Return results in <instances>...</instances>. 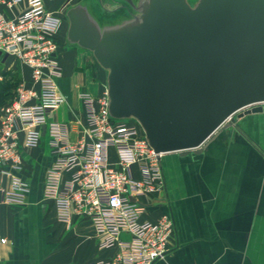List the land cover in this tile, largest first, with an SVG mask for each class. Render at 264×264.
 <instances>
[{
	"label": "crops",
	"instance_id": "crops-1",
	"mask_svg": "<svg viewBox=\"0 0 264 264\" xmlns=\"http://www.w3.org/2000/svg\"><path fill=\"white\" fill-rule=\"evenodd\" d=\"M77 1L43 0L61 19L55 33L61 68L56 81L65 100L51 119L65 124L72 142L80 138L85 123L81 93L99 97L106 92L105 81L84 67L85 50L65 45V11ZM123 2L93 0V5L101 15L111 16ZM25 7L21 3L12 11ZM0 76V86L8 84L1 114L19 82L32 85V75L27 65L0 51ZM18 137L23 143L25 132L20 130ZM47 140L45 133L38 146H21L23 164L14 175L24 183V201H0V238L5 239L0 243V264H90L112 258L116 247L100 248L102 236L87 218L58 221L54 201L42 195L44 172L55 159ZM109 153L115 157L114 148ZM161 165L164 192L141 199V218L169 212L175 233L152 264H264V105L260 112L229 122L200 152L163 154ZM8 180L7 174L0 176L2 187H8Z\"/></svg>",
	"mask_w": 264,
	"mask_h": 264
},
{
	"label": "water",
	"instance_id": "water-1",
	"mask_svg": "<svg viewBox=\"0 0 264 264\" xmlns=\"http://www.w3.org/2000/svg\"><path fill=\"white\" fill-rule=\"evenodd\" d=\"M123 1L111 16L93 0L65 11V45L105 72L111 119L136 121L157 153L184 154L262 109L264 0Z\"/></svg>",
	"mask_w": 264,
	"mask_h": 264
},
{
	"label": "built area",
	"instance_id": "built-area-1",
	"mask_svg": "<svg viewBox=\"0 0 264 264\" xmlns=\"http://www.w3.org/2000/svg\"><path fill=\"white\" fill-rule=\"evenodd\" d=\"M21 3L26 7L14 13ZM0 7V51L27 65L32 75V85L19 82L14 98L1 106L0 176L7 174L9 180L7 188L0 181V201H24V183L14 175L23 164L21 146H38L45 125L55 159L44 172L42 195L54 201L58 221L85 217L102 236L100 248L116 247L112 258L90 264H152L175 233L169 212L141 218L142 200L164 192L163 154L149 146L136 121L110 118L106 92L99 97L81 93L85 123L80 138L70 141L65 124L51 119L65 100L56 81L61 75L55 38L60 17L43 0H0Z\"/></svg>",
	"mask_w": 264,
	"mask_h": 264
},
{
	"label": "rangeland",
	"instance_id": "rangeland-1",
	"mask_svg": "<svg viewBox=\"0 0 264 264\" xmlns=\"http://www.w3.org/2000/svg\"><path fill=\"white\" fill-rule=\"evenodd\" d=\"M192 1V0H190ZM85 55H86V64L84 65L85 68H87L89 70V72L93 75L94 78H98L99 76L105 81V72L96 64L94 58L92 57V55L85 51ZM262 106V109L263 110V105L264 103L262 104H259ZM252 107V106H251ZM260 110V111H261ZM244 110H240L239 112L235 113L232 117V121H238L241 117H243L245 114H251V113H257V112H260V111H256V112H249V113H245V114H242ZM231 122V121H229Z\"/></svg>",
	"mask_w": 264,
	"mask_h": 264
},
{
	"label": "trees",
	"instance_id": "trees-1",
	"mask_svg": "<svg viewBox=\"0 0 264 264\" xmlns=\"http://www.w3.org/2000/svg\"><path fill=\"white\" fill-rule=\"evenodd\" d=\"M97 64V63H96ZM8 84H3L0 86V101L4 102L5 100V91L7 90Z\"/></svg>",
	"mask_w": 264,
	"mask_h": 264
}]
</instances>
